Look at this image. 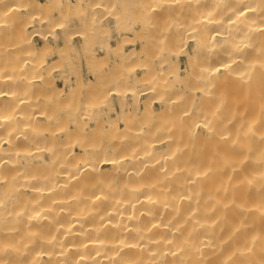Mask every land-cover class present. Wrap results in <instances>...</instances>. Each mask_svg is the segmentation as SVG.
Here are the masks:
<instances>
[{"label":"bare ground","instance_id":"obj_1","mask_svg":"<svg viewBox=\"0 0 264 264\" xmlns=\"http://www.w3.org/2000/svg\"><path fill=\"white\" fill-rule=\"evenodd\" d=\"M0 264H264V0H0Z\"/></svg>","mask_w":264,"mask_h":264},{"label":"rangeland","instance_id":"obj_2","mask_svg":"<svg viewBox=\"0 0 264 264\" xmlns=\"http://www.w3.org/2000/svg\"><path fill=\"white\" fill-rule=\"evenodd\" d=\"M41 1H44V0H41ZM110 27L112 26V23H110V25H109ZM112 28V27H111ZM110 29V28H109ZM108 28L106 29V32H108V30H109ZM112 30H114L113 28H112ZM112 30H110V34H109V32H108V39L106 38V40H105V42H107L108 41V43H111L112 45H115L118 41H121L122 39H121V37L122 36H126V35H124L123 33H119V36H118V33H117V31L116 30H114V32H111ZM106 34V33H105ZM107 37V36H106ZM110 38V39H109ZM60 40V42L62 41V39H59ZM96 41V43H98L99 45H97L95 42H93V50H91V54H92V52H93V54L92 55H94L96 58H100V57H102L101 59H103V56L104 55H106V56H104V57H106V60L107 61H109V66L108 67H113L112 65H114V62L112 61V59H109V58H107L108 57V55H107V53H105V52H107V50L105 49V47L107 48V45H104L105 47H103V45H101L98 41L99 40H95ZM41 42V40H39V39H37L36 41H35V46H36V49L39 51V49L40 50H42L41 51V53H43L42 54V57H44L43 59L49 64V65H51L50 63L51 62H53V61H57L58 62V59H59V53H57V52H59L60 50L56 47V45H51V46H53L50 50L48 49L47 50V48H46V51L45 52H43V49H44V46H42V44H44V43H40ZM75 42L76 43H74L75 44V48H76V46H77V48L76 49H74L73 50V56H72V59H71V61L73 62L72 63V66L71 67H74V70H75V72H72L71 73V76H74L75 74L74 73H79L80 74V76L82 77V81L83 82H90V79L91 78H93V76H92V72L89 70V66L87 65V62L85 61V56H83L84 54V52H83V49L81 48L82 46L81 45H83V44H81V42H80V40H78V39H76L75 40ZM100 42H103V43H105L104 42V40L103 41H100ZM40 44V45H39ZM81 44V45H80ZM96 44V45H95ZM106 44V43H105ZM94 45H95V47H94ZM100 45L102 46V50L100 49L101 47H100ZM139 46V45H138ZM100 47V48H99ZM81 48V49H80ZM90 48H91V45H90ZM59 50V51H57V50ZM78 50V51H77ZM97 50V51H96ZM83 53H82V52ZM102 51V52H101ZM45 53V54H44ZM78 53V54H77ZM80 53H81V55H80ZM76 54H77V56L78 57H76ZM80 55V56H79ZM104 60V59H103ZM105 60V61H106ZM55 64V63H54ZM184 63H183V61L180 63V65L182 66L181 68H183V65ZM106 67V66H105ZM184 69V68H183ZM182 69V70H183ZM87 71V72H86ZM77 73V74H78ZM64 75H66L65 73H63ZM62 74V72L61 73H54L53 74V78H55L54 79V83L57 85L58 84V86L60 85V86H63V84L65 85V82H64V80H65V76H60V75H63ZM82 74V75H81ZM169 80H171V79H169ZM169 82V81H168ZM168 84H170L171 85V82H169ZM173 84V83H172ZM113 104H115L117 107H119V103L115 100L114 102H113ZM157 106H158V104H156ZM101 118H102V120L100 119L99 120V122H100V126H108L105 130H108V128L110 127V125L113 123V122H115V120L117 119V118H115L114 119V117H115V115H110V114H108V115H106L105 113H102V115L100 116ZM104 117V118H103ZM107 118V119H106ZM112 119V120H111ZM114 119V120H113ZM106 120V121H105ZM107 121H110V123L109 122H107ZM113 121V122H112ZM88 122V121H87ZM85 123H86V121H85ZM105 124V125H104ZM94 126H95V124H93V129H94ZM93 129H91V130H93ZM100 129H102V128H100Z\"/></svg>","mask_w":264,"mask_h":264}]
</instances>
